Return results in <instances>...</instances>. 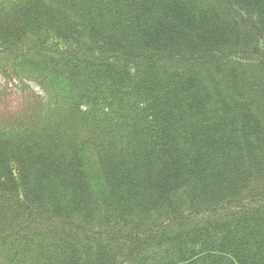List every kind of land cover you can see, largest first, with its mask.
<instances>
[{"label":"trees","instance_id":"1","mask_svg":"<svg viewBox=\"0 0 264 264\" xmlns=\"http://www.w3.org/2000/svg\"><path fill=\"white\" fill-rule=\"evenodd\" d=\"M0 100V264H264V0H0Z\"/></svg>","mask_w":264,"mask_h":264},{"label":"rangeland","instance_id":"2","mask_svg":"<svg viewBox=\"0 0 264 264\" xmlns=\"http://www.w3.org/2000/svg\"><path fill=\"white\" fill-rule=\"evenodd\" d=\"M0 104H1V100H0Z\"/></svg>","mask_w":264,"mask_h":264}]
</instances>
